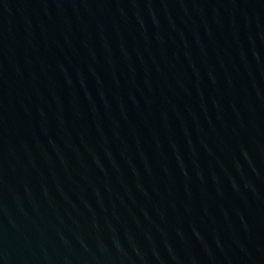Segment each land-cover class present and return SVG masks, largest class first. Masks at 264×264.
<instances>
[{
  "label": "water",
  "instance_id": "obj_1",
  "mask_svg": "<svg viewBox=\"0 0 264 264\" xmlns=\"http://www.w3.org/2000/svg\"><path fill=\"white\" fill-rule=\"evenodd\" d=\"M0 264H264V0H0Z\"/></svg>",
  "mask_w": 264,
  "mask_h": 264
}]
</instances>
